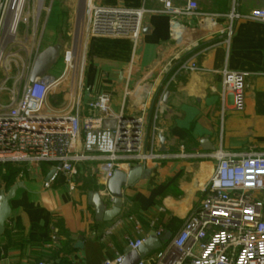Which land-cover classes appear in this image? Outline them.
<instances>
[{"label": "crops", "instance_id": "0c3cea01", "mask_svg": "<svg viewBox=\"0 0 264 264\" xmlns=\"http://www.w3.org/2000/svg\"><path fill=\"white\" fill-rule=\"evenodd\" d=\"M195 1L199 14L180 17L174 35L169 16L145 13V31L137 47L130 38L93 36L86 29L78 100L79 113L86 116L89 99L110 94L113 112H124L128 117L144 113L148 137L154 100L146 97V91L162 88L171 65L179 63L176 58L195 61L201 69L182 71L168 90L170 95L159 124L166 151L162 152L161 146L159 151L197 156L171 157L144 167V178L123 188V206L111 221H104L102 213L97 214L89 202V193L97 192L104 209L113 205V197L103 192L104 168L95 162L77 163L72 173L60 172L50 188L44 187L50 165L0 163V190L19 180L26 185L11 201L13 217L6 224V233L0 236V264H33L38 260L49 264H101L118 252L124 253L126 236H134L133 225L126 220L112 235L104 236L117 218L129 215L140 219L151 234L150 223L157 219L165 234L173 235L199 205L201 190L217 165L214 158L199 154L211 153L221 146L231 152H264V23L240 19L228 37L227 14L234 0ZM90 3L107 8H162L160 0ZM237 3L241 13L261 5L260 0ZM224 68L249 73L243 110L234 107L230 92L222 96L221 75L215 71ZM61 88L49 98L50 105L57 109L61 107L55 100L65 104L68 97ZM101 138L99 132L83 134L78 151L96 153ZM204 141L213 150L205 151ZM8 165L15 169L14 178ZM79 239L83 247L74 248Z\"/></svg>", "mask_w": 264, "mask_h": 264}, {"label": "built area", "instance_id": "2783aa9c", "mask_svg": "<svg viewBox=\"0 0 264 264\" xmlns=\"http://www.w3.org/2000/svg\"><path fill=\"white\" fill-rule=\"evenodd\" d=\"M176 4L174 0H160L162 8H107L92 6L87 0L86 29L93 36L130 38L137 47L143 30L145 13L164 14L170 18L171 34H177L180 17L198 13L195 0ZM261 5L247 13L238 10L237 0L227 14L229 28L240 19H251L264 23V0ZM49 0H0V163L48 164L57 172L44 183L50 188L60 172L72 173L74 165L95 162L105 171L104 193L107 182L116 169L125 172L134 166L147 167L155 161L171 157L197 156L195 154L166 155L159 151L160 115L165 106L164 97L171 84L182 71L201 69L195 61L180 60L175 67L167 69V79L159 91H146V97L154 100V110L148 137L145 134L146 117L111 110V96L101 93L86 103L88 113H79L78 90L82 80L81 54L74 47L63 52L64 71L53 75L49 71L42 77L30 81L37 49L30 62L20 94L12 98L7 107L2 106L4 94L15 96L8 87V78L2 76L10 71L7 48L15 41L22 25H32L33 34L40 26L42 14L48 10ZM171 64V63H170ZM169 64V65H170ZM221 75L222 96L227 92L233 96L237 110H243L245 102L247 72H235L224 68L215 71ZM70 79L63 107L57 109L49 103L52 94ZM99 132L101 144L94 154L78 151L83 134ZM202 158H214L216 168L203 186L200 203L185 218L181 228L160 249L150 253L137 264H264V152H231L221 147L211 153L199 154ZM61 165V166H59ZM163 211L164 209H160ZM131 222L134 236H126L127 247L136 250L151 235L161 238L165 229L154 219L150 223L151 234L134 215L117 218L106 228L105 237L112 235L124 222ZM124 253L106 258L101 264H120ZM33 264H49L38 260ZM74 264V263H68Z\"/></svg>", "mask_w": 264, "mask_h": 264}, {"label": "rangeland", "instance_id": "374dc122", "mask_svg": "<svg viewBox=\"0 0 264 264\" xmlns=\"http://www.w3.org/2000/svg\"><path fill=\"white\" fill-rule=\"evenodd\" d=\"M87 0H49L48 10L41 16L40 26L33 34L32 25H22L18 38L11 41L7 48V62L10 71L2 78H8V87L15 90V96L4 94L2 106L7 107L13 99H17L26 79L30 62L34 59L37 49L43 51L49 46L60 44L61 52L55 65L50 70L53 75L64 71L63 52L65 48L74 47L77 55L81 54L86 30ZM70 83L68 78L61 89L67 90ZM65 264V262L63 263Z\"/></svg>", "mask_w": 264, "mask_h": 264}, {"label": "water", "instance_id": "95a60500", "mask_svg": "<svg viewBox=\"0 0 264 264\" xmlns=\"http://www.w3.org/2000/svg\"><path fill=\"white\" fill-rule=\"evenodd\" d=\"M145 31V29L143 30ZM61 45L55 44L47 47L40 52L34 61L32 72L30 75V81H34L38 77L44 76L48 73L57 62ZM170 93L167 92L164 97V102H167ZM57 107L64 106L62 100H55ZM123 115V112L122 114ZM161 151H166L165 137L159 136ZM205 151H211L213 148L209 147L206 141L202 142ZM61 166V165H59ZM146 168L143 166H134L129 171L125 172L120 169H116L113 176L108 180L107 188L110 195L113 197V205L110 209H104V203L97 192L89 193V202L94 206L97 214L102 213L104 221L113 220L121 211L124 203L123 188L134 185L139 179L144 178ZM57 172L56 168H52L47 176L45 182ZM26 189L25 182L19 180L14 182L9 187H4L0 190V236L6 233V224L13 217V210L11 207V201L17 196L20 190ZM172 237L171 232H167L163 237L157 238L151 235L148 240L140 246L138 249L133 250L127 247L124 250V258L120 264H137L141 259L147 257L151 252L160 249L166 242ZM83 242L79 239L74 248H82Z\"/></svg>", "mask_w": 264, "mask_h": 264}, {"label": "trees", "instance_id": "16d2710c", "mask_svg": "<svg viewBox=\"0 0 264 264\" xmlns=\"http://www.w3.org/2000/svg\"><path fill=\"white\" fill-rule=\"evenodd\" d=\"M8 167H9V172H10V174L12 175H10L12 178H14L15 177V169L11 166V165H8Z\"/></svg>", "mask_w": 264, "mask_h": 264}]
</instances>
